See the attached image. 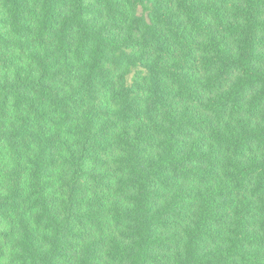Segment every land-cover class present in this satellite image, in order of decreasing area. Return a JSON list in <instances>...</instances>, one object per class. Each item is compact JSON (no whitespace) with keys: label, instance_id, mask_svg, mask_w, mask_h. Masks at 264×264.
<instances>
[{"label":"trees","instance_id":"trees-1","mask_svg":"<svg viewBox=\"0 0 264 264\" xmlns=\"http://www.w3.org/2000/svg\"><path fill=\"white\" fill-rule=\"evenodd\" d=\"M0 264H264V0H0Z\"/></svg>","mask_w":264,"mask_h":264}]
</instances>
